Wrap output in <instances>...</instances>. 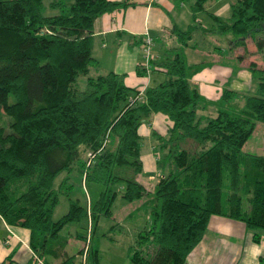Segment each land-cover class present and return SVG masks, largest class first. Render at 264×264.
Listing matches in <instances>:
<instances>
[{
    "label": "trees",
    "instance_id": "trees-1",
    "mask_svg": "<svg viewBox=\"0 0 264 264\" xmlns=\"http://www.w3.org/2000/svg\"><path fill=\"white\" fill-rule=\"evenodd\" d=\"M46 1L0 0V215L30 231L37 264H74L81 248L68 254L61 230L86 219L91 234L101 216H112L118 196L146 198L149 211L150 224L129 247L131 264H187L213 215L244 222L259 242L264 154L243 148L264 123V66L249 64L253 91L225 88L212 100L192 77L214 59L189 63L185 48L209 46L222 54L223 41L245 50L251 41L262 50L264 0H235L226 17L208 11V0H194L193 21L176 24V43L150 61L164 80L143 90L128 86L123 73H90L94 19L136 2L73 0L63 14L61 0ZM203 11L212 24L199 20ZM155 112L173 124L160 138L169 168L149 189L137 180L144 170L139 128ZM62 172L68 175L55 187ZM73 172L91 194L85 205L69 197ZM60 193L68 196V210L53 220ZM89 256L99 264L91 246Z\"/></svg>",
    "mask_w": 264,
    "mask_h": 264
},
{
    "label": "crops",
    "instance_id": "crops-1",
    "mask_svg": "<svg viewBox=\"0 0 264 264\" xmlns=\"http://www.w3.org/2000/svg\"><path fill=\"white\" fill-rule=\"evenodd\" d=\"M126 1L136 3L119 6L94 19L91 48L94 60L90 66L92 72L90 73L99 74L109 71L123 73L124 82L128 86L143 90L148 86L157 85L165 78L162 71L143 69L145 32L149 31L154 37L153 51L157 57H160L167 47L176 43L174 26L177 24L181 28L188 27L193 21V11L192 8L187 7L185 0ZM226 2L223 7L222 0H211L209 5L212 4V10L210 6L206 5V7L208 11L218 15H229L232 1ZM50 10L52 12L47 11V13L54 12ZM198 18L202 21L200 16ZM203 24L206 26L204 20ZM211 38L216 40L214 36ZM224 43L221 49L223 53L228 50L227 42ZM249 43L253 44L251 41ZM201 47L200 45V48L196 49L200 50ZM193 49L195 48L191 50ZM202 49L210 48L206 46ZM210 59L214 61L204 65L192 77L200 92L208 99H218L225 88L240 92L255 89V79L249 69L252 60L244 62V66L235 65L228 57L217 54L214 50L211 57L207 58ZM254 60L258 61L260 67L264 66V56ZM139 67L143 74L138 72ZM172 124L173 121L167 114L155 112L152 118L139 128L144 170L137 176V180L149 189H153L159 176L165 173L164 161L167 159V154L160 138L168 135ZM145 201L146 198L136 201L139 203L136 209L138 212L144 208ZM143 213L140 217H144ZM143 220L150 224L148 213ZM37 263L38 259L30 247V231L24 227L8 224L0 215V264ZM187 264H264V230L260 231V241L256 242L254 232L249 230L244 222L213 215L205 236L190 253Z\"/></svg>",
    "mask_w": 264,
    "mask_h": 264
},
{
    "label": "rangeland",
    "instance_id": "rangeland-1",
    "mask_svg": "<svg viewBox=\"0 0 264 264\" xmlns=\"http://www.w3.org/2000/svg\"><path fill=\"white\" fill-rule=\"evenodd\" d=\"M61 1H62L61 7H59L57 10L58 12L60 11L63 12V14H66L68 5L72 3L73 0H61ZM185 1L187 7L191 9V5L194 2V0H185ZM222 1H223L222 5L224 7L225 3H227L226 1L234 2L235 0H222ZM210 2L211 0H208L206 5L210 6L209 5ZM210 7H211L210 10H212L213 8L212 4ZM50 9H51L50 7H46V11L52 12ZM57 10H54V12ZM199 16L202 18V22L204 20V23L206 25L212 24L213 20L208 15V13L203 11L199 13ZM223 16L226 17L229 15H223ZM219 42L220 40H217V43ZM227 44L229 45V42H227ZM247 45H248L247 50H245V46L242 47L240 46L236 48L228 47L227 52L222 53V55L228 57V59L233 63H235V65L237 64L242 66L245 65L244 62H249L251 60L258 59L259 56H264V48L258 51L256 42L253 44H250L248 42ZM202 48L204 47H201L200 50L199 49L191 50L192 48L189 47L185 48V52L189 63H194L196 61L211 57V54L213 53V49L208 50ZM243 149L245 152L248 153L264 154V123L263 122L257 123L253 135L248 140V142L246 143ZM169 162L170 160L168 159L164 161L166 171L169 168ZM66 175H68V173L66 172L60 173L54 181V186L57 187V185ZM69 184L72 185L69 197L73 199H78L81 204L85 205L87 196H86L84 184L81 179V175L78 174L77 172L71 173ZM113 189L119 192L121 188L119 186H114ZM66 191H68V189H66ZM94 193L96 194L97 192L96 191L93 192V195L95 196ZM89 196L91 197L90 193ZM138 204H139L138 202H128L123 198H121L120 196H118L114 200L111 207L112 216L111 217L101 216L98 219L93 231L91 232L90 246L91 248L97 250L99 264H131L129 257V247L135 244L136 235L138 231L143 229L144 226H147L148 224L143 219H145L146 217L147 214L146 212L149 211L145 210V212L143 213V210L145 209L143 208L141 211L138 212L136 210ZM67 210H68V196L64 193H60L59 202L53 212V220H57L58 218H60L63 214L67 212ZM141 213H143L144 217H140ZM138 216L141 218V220L139 219ZM88 227H89V221L86 219H82L79 223L67 224L61 230L60 232L61 237L67 238L66 250L68 251V254H76L77 251L82 247L85 239L82 237H77V235L82 234L84 235V237L85 235L87 236ZM90 260L91 257L89 256V261Z\"/></svg>",
    "mask_w": 264,
    "mask_h": 264
},
{
    "label": "built area",
    "instance_id": "built-area-1",
    "mask_svg": "<svg viewBox=\"0 0 264 264\" xmlns=\"http://www.w3.org/2000/svg\"><path fill=\"white\" fill-rule=\"evenodd\" d=\"M154 41H155L154 37L149 33V31H146L145 36H144V48H143V50H144V56H145L144 62L148 66V71H151V68H150L151 59L156 56L154 51H153ZM104 145H105V143H104ZM86 196H87V202L89 203V198H88L87 193H86ZM90 238H91V234H90V223H89L88 234H87L86 239H85V241L81 247V252L78 253L75 257L74 264H91L89 261L90 242H91Z\"/></svg>",
    "mask_w": 264,
    "mask_h": 264
}]
</instances>
